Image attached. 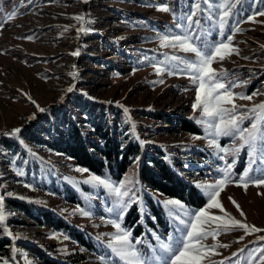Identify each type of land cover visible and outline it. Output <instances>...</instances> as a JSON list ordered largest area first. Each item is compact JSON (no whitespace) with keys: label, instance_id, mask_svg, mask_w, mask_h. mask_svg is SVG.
<instances>
[{"label":"rangeland","instance_id":"rangeland-1","mask_svg":"<svg viewBox=\"0 0 264 264\" xmlns=\"http://www.w3.org/2000/svg\"><path fill=\"white\" fill-rule=\"evenodd\" d=\"M223 2L0 0V138H14L31 151V156L27 153L28 160L17 162L0 145V196L4 197L5 223L11 233L0 229V240L5 237L3 245L7 247V255H0V264H43L40 254L73 264H123L108 248L111 237L116 234L108 221L120 222L118 197L92 182L91 177L96 175L77 171L84 168L50 150L42 141L28 139L34 132L40 140H50L58 130L64 129L67 116L80 124L83 106L104 110L111 125L127 128L126 132L142 148L157 147L164 156L175 158L180 164L177 172L203 199V204L195 207L150 190L137 176V161L119 178L108 174L96 176L115 186L125 183L129 196L139 200V204L133 203L128 208L121 226L131 231L133 243L137 238L142 241L136 247L145 264H161L154 257L164 255L162 243L178 246L177 241L186 234L185 225L192 214L204 208L208 201L198 185L214 184L222 178L225 160L235 161L234 183L221 192L222 205L236 219L264 229V187L250 185L245 191L235 183L248 166L247 150L221 160L223 153H218L208 142L213 137L208 135L211 129L207 128V122H197L207 121L201 110L192 108L197 84L181 71L185 68L181 61H193L196 57L178 48L161 47L162 36L185 34L186 17L199 4L200 11L193 17L199 21L195 43L212 47L227 42L231 36L232 46L238 49V54L213 63L218 78L237 95L258 93L251 101H235L243 106L241 111L264 102V16L259 15L264 12V0L236 2L221 31L218 5ZM158 7H167L169 11H158ZM13 14L14 18L9 19ZM76 16L85 17L83 26L90 31L85 37L84 31H78L81 22L73 19ZM253 16L255 22L248 19ZM75 52L79 55H73ZM172 56L180 60L173 61ZM156 67L164 71L158 75ZM169 71L174 74L169 75ZM70 87L73 90L68 92ZM93 102L110 104L119 111ZM48 105H56L59 110L50 118L39 117L41 109L45 110ZM155 113L186 118L197 124L199 133L182 131L176 121L173 125L166 124L151 115ZM250 123L245 120L242 126L249 127ZM17 128L20 132L11 135ZM217 141L225 148L239 144L230 137H220ZM33 164L35 169L27 170ZM252 167L254 171L250 175L259 176L258 169L264 168L259 152L257 163ZM65 186L76 196L75 202L65 199L68 194ZM229 197L240 205L244 217ZM124 199L127 201L128 197ZM9 200L29 203L33 215L12 206ZM168 200L178 201L183 208L166 207ZM43 209L73 225L90 246L80 245L66 233L41 225L35 215L42 217ZM211 212L222 215L218 209ZM259 237H264V232L245 236L243 230H233L221 234L216 241L209 238L204 241L209 246L219 243L228 247L217 248L219 254L210 256L204 264L221 261L259 264L258 253L254 251L264 248V240Z\"/></svg>","mask_w":264,"mask_h":264},{"label":"snow or ice","instance_id":"snow-or-ice-1","mask_svg":"<svg viewBox=\"0 0 264 264\" xmlns=\"http://www.w3.org/2000/svg\"><path fill=\"white\" fill-rule=\"evenodd\" d=\"M84 2L87 3V0H84ZM236 2H239V0H224L223 3L218 5L219 9H221V15L219 16L221 31L224 29L225 22L231 16V8L235 7ZM157 10L162 12L169 11L167 7H158ZM199 11L200 6L197 4L195 10L191 11L186 17L187 31L185 34L174 35L172 37L167 35L162 36L161 47L178 48L184 53L194 54L196 57L195 60L181 61L185 64V68L181 69V71L186 72L189 79L197 84L195 103L192 105V108L193 111L201 110V115L207 118V121L198 120L197 122H207V128L211 129L208 135L213 137L209 139L208 142L210 146L217 149L218 153H223V155L220 156L221 160H225V157L229 155L235 157L239 155L242 150H247V155L249 157L248 166L239 176L238 182H235L237 187H241L245 191H247L250 185L264 187V168L258 169L260 172L259 176L253 177L250 175L254 171L252 165L257 163L258 152L260 153V163L264 164V102L255 104L244 111L240 110L243 106L237 105L235 103L236 100L243 99L251 101L258 93H253L252 95H237L230 90L229 85L218 78L219 74L212 67L213 63L217 60L223 61L234 53L238 54V49L232 46L231 36L227 37V42H220L212 47L198 46L195 43L194 36L198 38V33L195 32V29L198 27L199 21L194 20L193 17H195ZM259 15L264 16V12H260ZM8 18H14V14ZM73 19L81 22V27L78 31H85L83 26L85 17L76 16L73 17ZM248 19L255 22L254 16ZM178 26L181 28L184 27V25ZM236 31H239V29H236ZM73 55H79V53L75 52ZM170 59L173 61L180 60V58L176 56H172ZM155 70L158 75L164 71L162 67H156ZM168 74L172 75L174 73L169 71ZM160 83H162V81H160ZM72 90L71 87L68 88V92ZM226 105H231V107H226ZM245 120L251 121L249 127L242 126ZM19 132L20 129L17 128L13 130L11 135L15 136ZM220 137H230L234 141H239V144L234 145L232 148L222 147L217 141V138ZM197 139H199V137H197ZM234 163L235 161L228 162L225 160L226 167L221 169L223 176L214 184L198 185L208 197L206 206L192 214L190 221L185 225L187 229L186 234L181 240L177 241L178 246L162 243L160 248L164 255L154 257V259L160 260L161 264H204L210 256L219 254L216 251L217 248L228 247V245L219 243L209 246L204 243V241H207L209 238L216 241L221 234H227L233 230H243L245 236L264 232V229L249 225L233 217L226 211L221 203V192H223L230 183H234L232 180ZM77 171L87 170L77 169ZM91 181L109 189L118 197L117 206L120 209L118 220L120 222L116 220L108 221V223H111L116 229V234L111 237L110 243L108 244L111 253L118 257L123 264H145V259L141 251L136 247V245L141 244L142 241L137 238L135 243H133L131 231L121 226L123 216L128 208L131 207L133 203L139 204V200H137L135 196H129L125 183L115 186L111 182L96 176H92ZM125 197H128L127 201H125ZM229 200L240 213V216L244 217L245 214L241 210L240 205L237 204L232 197H229ZM165 206L183 208V205L175 200L166 201ZM212 209H218L222 215L213 214L211 212ZM109 211H113V209ZM81 212L83 215H87L86 212L82 210ZM6 218L4 197L0 196V229H3L11 235L6 227ZM181 222L183 223V221ZM50 238L54 239L56 237ZM243 238L242 236L240 239L242 240ZM258 239L264 240V237H259ZM241 251H243V249ZM254 251L258 253L259 264H264V248ZM220 264H223V261H221Z\"/></svg>","mask_w":264,"mask_h":264},{"label":"trees","instance_id":"trees-1","mask_svg":"<svg viewBox=\"0 0 264 264\" xmlns=\"http://www.w3.org/2000/svg\"><path fill=\"white\" fill-rule=\"evenodd\" d=\"M90 33L85 30L84 37ZM79 95V91L76 90ZM100 106L114 108L110 104L93 102ZM119 111L118 108H114ZM59 110L56 105H48L45 110L40 111L39 117L46 115L50 118L52 114H56ZM80 124L74 118L67 116L65 119V127L63 130H58L50 140H40L34 133L28 139L33 141L37 139L42 141L50 150L62 154L71 159L75 165L80 166L96 176L110 175L114 178H119L128 170L135 161H137L136 173L140 181L152 191L159 192L166 196H172L184 200L188 204L199 207L203 204L202 197L197 193L196 189L187 184L180 174L177 172V167L180 165L175 158L164 156V152L157 147L150 149L142 148L139 143L132 139L126 132L124 126L114 128L102 109L92 107H80L79 113ZM154 117H159L164 123L173 125L174 122L179 128L187 133H199L196 123L183 117H175L169 114H151ZM177 119V120H176ZM19 139V137H18ZM0 145L3 151L11 156H14L16 161L27 159L31 151L22 147L16 139L1 137ZM149 150V151H148ZM32 156L39 158L38 155L32 153ZM17 164V163H16ZM27 170L34 168L27 166ZM68 194L65 199L75 202L76 196L69 188L65 186ZM12 206L19 207L21 210L32 214L29 203H20L9 200ZM33 215V214H32ZM41 216H36L41 225H47L66 233L72 240L80 245L89 247V243L83 234L77 229L64 221L61 217L54 215L49 210H41ZM0 240V255H7V247L3 245L6 238ZM43 264H73L65 259L52 258L48 255L40 254Z\"/></svg>","mask_w":264,"mask_h":264}]
</instances>
